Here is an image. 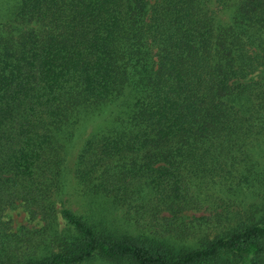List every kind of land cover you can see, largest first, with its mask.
Segmentation results:
<instances>
[{"label":"trees","instance_id":"obj_1","mask_svg":"<svg viewBox=\"0 0 264 264\" xmlns=\"http://www.w3.org/2000/svg\"><path fill=\"white\" fill-rule=\"evenodd\" d=\"M0 27V264H264V188L227 209L264 186V0H17Z\"/></svg>","mask_w":264,"mask_h":264},{"label":"rangeland","instance_id":"obj_2","mask_svg":"<svg viewBox=\"0 0 264 264\" xmlns=\"http://www.w3.org/2000/svg\"><path fill=\"white\" fill-rule=\"evenodd\" d=\"M17 0H0V21L7 20L8 12L10 11V8ZM7 23V22H6ZM1 30V27H0ZM96 127V124L94 122L86 123L83 128H81L80 132L77 134L74 141L67 146V155H66V165H67V182H68V189L66 190V193L64 192L63 195L59 198L61 201L65 203L66 206L72 208L75 211L78 212H84L85 209H89L88 206H86L87 201L85 200V196L82 194V190H79V187L76 185V180L74 178L73 174V167L76 155L81 148L84 139L86 136ZM263 150H261L259 153L255 154L256 161H260L261 164L264 166V146L261 147ZM260 148H257V150ZM259 163V164H260ZM262 169V165L260 166ZM263 171L264 175V169ZM264 180V179H263ZM257 189L254 187L251 189V191H247L245 195H240L237 199L240 200L236 202L235 199H233L230 203L231 205L229 208H227L231 214H236V212L240 211L239 216H235V218H242L246 217L248 215H251L248 211H250L252 208H250L248 205L251 203L259 202L261 199H259L260 196H262L263 191L262 187L264 186L260 184V182L256 183ZM259 199V200H258ZM88 205V204H87ZM59 207V204L58 206ZM223 206H215L210 205L209 207L206 205H202V207L198 211H186L182 214V223L188 224V226H195L194 223H196V220L192 219V216L200 217L201 215H204L206 220L203 221L206 224L202 223V226L199 228V226L195 227V231L193 234L187 236L185 239L180 240L184 243L190 242V240L195 239L199 236H201L205 231L206 234L211 236L213 232H215L216 227L218 226L217 223V217L218 214L223 215L226 211L223 209ZM245 209V210H244ZM117 212L114 213L116 215ZM233 216H230V218H233ZM4 220H7L9 222L8 226L10 228V231L17 230L20 226H27V227H39L41 226V222L38 220H31L30 215L28 214L27 210L23 207L18 205L17 207L12 208H6L5 209V215ZM223 220H220V223H222ZM154 229H157V225H162V222L159 220L157 223L153 222Z\"/></svg>","mask_w":264,"mask_h":264}]
</instances>
